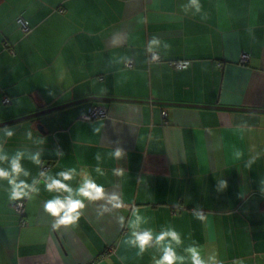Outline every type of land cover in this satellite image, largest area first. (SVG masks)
<instances>
[{
  "label": "crops",
  "instance_id": "obj_1",
  "mask_svg": "<svg viewBox=\"0 0 264 264\" xmlns=\"http://www.w3.org/2000/svg\"><path fill=\"white\" fill-rule=\"evenodd\" d=\"M186 2L0 0V123L68 104L6 125L13 135L0 143L41 151V165L21 160L28 182L75 168L105 190L75 226L53 229L43 183L21 199V226L0 182V264H153L154 244L138 255L124 243L119 218L135 209L155 232L181 234L178 253L196 243L223 264H264V112L238 110H264V0H200L195 15ZM153 38L159 62L148 61ZM178 61L188 68L175 70ZM97 106L105 117L81 119Z\"/></svg>",
  "mask_w": 264,
  "mask_h": 264
},
{
  "label": "clouds",
  "instance_id": "obj_2",
  "mask_svg": "<svg viewBox=\"0 0 264 264\" xmlns=\"http://www.w3.org/2000/svg\"><path fill=\"white\" fill-rule=\"evenodd\" d=\"M185 12L191 11L193 15L201 12L200 0H187L182 6ZM161 47L158 39L153 38L149 42L148 51L154 52ZM167 47V45H163ZM156 59V56H153ZM0 134L3 137H11L13 130L10 127H0ZM31 133L29 132V135ZM25 155H29L32 162L36 165H41V151L25 153L22 150H17L14 154H9L0 143V163L6 162V166H0V182H6L5 190L9 201H20L26 199L32 201L39 196L41 188L39 185L43 183L44 190L53 194L51 198L43 201V211L51 219V227L59 229L61 226H75L83 215V209L86 203L90 201L101 200L105 196L104 186L97 183L96 179L83 169L77 173L75 168H67L51 175L48 172L41 171L39 178L32 177L31 182H28L21 177H29L30 173L22 166L21 160ZM111 155L114 158H120L123 152L120 148L112 151ZM237 157L240 152L235 153ZM99 159V156H97ZM100 172L99 168L95 169ZM115 174H122V169H114ZM77 174L80 176V182L77 187L68 183ZM221 188L226 185L223 179L219 182ZM112 201H118L119 197L115 194L111 196ZM113 207H121L120 203H115ZM203 219V217H200ZM121 226H126L129 230V235L124 243L137 249V254H143L150 244H154L159 255L153 257V264H223V261L218 258L215 249L211 252L204 253V250L196 243H190L183 246L182 254L178 253L177 249L183 245L181 234L173 227H161L159 232H155L152 227H149V217L144 215L139 209L131 211L130 219L125 217L119 218ZM233 264H243L242 261H233Z\"/></svg>",
  "mask_w": 264,
  "mask_h": 264
},
{
  "label": "built area",
  "instance_id": "obj_3",
  "mask_svg": "<svg viewBox=\"0 0 264 264\" xmlns=\"http://www.w3.org/2000/svg\"><path fill=\"white\" fill-rule=\"evenodd\" d=\"M16 23L19 25L21 31L26 34L30 31V28L26 25L25 21L23 20L22 17H18L16 19ZM156 56V59H153V56ZM250 59V55L248 53L242 52L239 57V63L244 65L246 64ZM148 61L149 62H159L161 61V57L155 53V52H149L148 54ZM131 62H126L125 66L126 67H131ZM170 65L175 69V70H183L188 68L189 62L188 61H178L175 63H170ZM2 104H9L10 100L7 96H4L1 100ZM106 116V111L103 107L97 106V107H92L88 110V112L81 117V119L84 120H93L95 118H103ZM48 167L45 166L43 169H47ZM11 208L20 216L21 221L20 224L21 226H24L26 224V221L24 219V206L25 202L24 200L20 201H11L10 203Z\"/></svg>",
  "mask_w": 264,
  "mask_h": 264
},
{
  "label": "water",
  "instance_id": "obj_4",
  "mask_svg": "<svg viewBox=\"0 0 264 264\" xmlns=\"http://www.w3.org/2000/svg\"><path fill=\"white\" fill-rule=\"evenodd\" d=\"M68 104H63V105H59V106H56V107H52V108H49V109H45V110H42V111H39V112H36L34 114H30V115H27V116H24V117H21V118H17V119H14V120H10V121H6V122H2L0 123V127L2 126H6V125H10V124H13V123H17V122H20V121H23L25 119H30L32 117H36L38 115H42V114H45V113H48L50 111H53L55 109H58V108H61V107H64V106H67ZM238 110H241V111H261V112H264V110H250V109H240L238 108ZM40 129V128H39Z\"/></svg>",
  "mask_w": 264,
  "mask_h": 264
}]
</instances>
